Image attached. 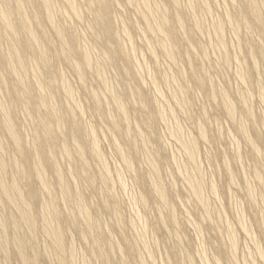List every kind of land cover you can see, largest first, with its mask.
Returning <instances> with one entry per match:
<instances>
[{"label": "rangeland", "instance_id": "374dc122", "mask_svg": "<svg viewBox=\"0 0 264 264\" xmlns=\"http://www.w3.org/2000/svg\"><path fill=\"white\" fill-rule=\"evenodd\" d=\"M78 1L79 3L83 5V9H82L83 17L81 15L80 17L84 19L79 18L78 20L77 17H69L68 14L66 15L65 13H62V12L60 14V12L59 13L57 12L55 15V23L62 24L64 26L66 25L65 27L69 28L68 29L69 34H74L76 37L77 36L81 37L82 39L78 37L79 40L81 39L80 41L77 39L79 47L80 46L82 47V45L84 44H90V43L91 45L99 43L97 45L100 47L101 42L97 40L94 36H92V34L90 35V30L88 28V26L90 27V23L92 24V22L94 21L93 19L94 12H92L93 11L92 9L88 8L86 4L87 0H82L83 2L81 0H78ZM155 1L163 2V4L167 7L168 15L171 17H174L173 14L176 12L175 11L176 7H173L172 4L168 0H155ZM179 1L181 2V3L179 2L181 5L179 6V9H181L182 12H184L187 16L185 29L188 31V33L186 32V34L184 35L185 38H183L182 41L178 43V46L181 47L182 55L179 58L180 62L178 61V63L176 64H174L172 61L166 58L159 50L157 51V57H156L157 60L152 57L151 53L146 47V40H141L144 38H143L142 33L139 30L142 28L143 23H142V19L140 15H138L139 11H137L138 13H136V11L134 10L135 7L132 5L133 8H131L132 6L130 7V4L126 3L125 0H118L117 2L118 4H120V6L118 7V4H116V6L112 9V12H113V13L111 12L112 18L114 15L117 16V17H114L117 19V21L116 19L113 18V28H114L113 31L115 32L117 30L118 33H120L119 34L120 41L122 42L121 44L123 45L124 48L131 49L132 47L133 48L135 47L137 49V51L136 49L135 50L133 49L134 54L136 53L135 57H137L134 60V62L136 63V64L134 63L135 65L134 64L130 65L121 56H119L118 52H116L117 60L115 62V65L113 63L110 64L111 66L109 64H104L103 65L104 68L107 67V69L106 68L103 69V66H102L101 72L103 70L105 72L107 71L106 72L107 77L103 76L102 79L97 78L96 72L95 74L93 73L94 71L97 70V68H99V65H95L97 66V68L94 66V68H90L91 70L87 69L88 71L87 72L88 73L87 82L85 85H82L80 79L78 78L76 73L72 70L71 66H69L64 60H62V58L54 59L52 60L54 62H51V64L54 63L52 64L53 67L57 68L55 69L56 72L59 69V72L61 74L63 72V76L64 75L66 76L65 79H69L68 80L69 82L67 81L69 84L68 83L67 84L70 87H72V89L75 88V90L74 89L73 90L75 91L74 94L76 93L75 94L76 96L73 99L65 98L66 94H64V92L62 93L63 90L61 87H59V90L58 92H56L55 98H54L56 102V106H58L57 108L58 109L60 108L61 113H63L64 109L62 108V105L68 102V105L71 106V109L74 111L75 115L76 114L78 115V117L77 115L76 117L80 121V123L82 124L86 123V125L84 126L86 127L91 126L92 128L95 129L96 131L95 138H97V141H98L99 151L101 150L100 152L104 156L103 157L104 161L106 159L105 162H107L106 165L108 164L107 167H109L110 171L112 170L111 172L113 175L111 174L112 176L111 179L112 178L113 179L110 180L109 178L108 182L111 185L110 188H113V191L109 194V196L102 194L104 193L103 191L104 183L102 184V181H101L100 168L97 166L95 157L90 152V150L85 149L84 156H85V159L87 158L86 160L88 161L90 171L94 175V185H88V183H85L84 180L80 178V175H81V171L79 168L80 161L78 160V154L75 153V151L72 152L73 153V156L71 158L72 161L69 159V156H66L65 154L63 156V154L61 153L60 154L56 153L57 157L55 159L57 160L55 161L54 159V161H55V164L58 163L57 165L58 169L60 167V169L64 172L66 183L68 185H71L70 187L72 189V192L74 193V190L76 189V187H78L77 188L78 190L76 189L75 191H79V193L83 197L86 198L89 208H90V212H92L93 215L99 220V224L102 227V234L106 232L103 234L104 238L106 239L108 237L107 239H109L111 242H112L111 239H113L112 245L113 246L118 245L123 249V252H124L123 254L125 256L124 261L122 259L123 257H121L117 251H114V252L108 253L109 260L107 264H140V263L142 264L144 260L143 258H145L144 261L146 264H151V263L153 264V262L154 264L155 263L156 264H169L168 262L169 260H171L173 263L175 259L179 257H181V259H179L180 260L179 262L183 261L182 264H191V263L193 264H204V263L216 264L215 262L216 258L218 259L216 261H219V263L221 264H264V260H263L264 258L262 259L259 252H257V246H256V243L260 244L262 251H264V186H263L264 184V126L262 123V119H263L262 116H264V102H262L261 98H259L260 88L258 84L256 83V80L259 77V75L260 74L264 75V60L259 58L260 63L258 65L259 67H257L259 72L250 70L249 62L246 61L247 62L246 69L250 76V81L246 83H244L241 80V76L239 72H237L238 69L240 70V67H239L240 65L239 66L237 65L240 63V61L245 60L247 56L248 45L244 44L243 39L247 40L249 39V37H251L250 40H252L253 42H255V40L257 39L259 40L258 37L260 35V30L255 28L253 24L251 23L250 29L252 32H251V35H249L250 32L248 31V29H246L244 26L243 27L240 26V34L242 33L240 37V41L242 42V46H239L238 45L239 37L235 36L234 34L235 30L232 28L233 26L230 27V25L232 24L228 22V18L230 17L234 19L235 17L237 18L240 17L238 14H235V13H238L239 9L243 10L244 1L235 0L236 2L232 3L230 0L229 1L228 0H217V2H219V4L217 3L218 4L217 6L215 0H207L209 1V6L210 7L212 6L210 11L212 10L211 12L213 13L211 14L213 16L212 17L213 21L215 22L216 19L219 20L222 18L221 20L224 23L223 28H222L224 32L223 31L222 32L225 33L224 37L226 38L225 41H227L226 43L228 45L226 47L227 48L226 50H221V49L219 50L217 48V45L214 46L217 38H215L214 36V34L216 35V33L214 32L213 34V31H215L214 28L212 29L214 22L212 21L211 15L208 16L209 10H204L203 13L205 15H204V18H202L203 17L202 7L200 9V7L197 6V7H194L193 9L189 6L190 5L188 3L189 0H179ZM230 2L232 5L236 3L234 5L235 9L229 7L231 5ZM261 2H260V11L262 14V19L264 21V17H263L264 8L262 6L264 4V0H261ZM213 3H215V6ZM58 4L62 5L61 2H59ZM63 6H61V8H63ZM230 8L233 10V11H230L231 13L228 11V9L231 10ZM28 10L30 11L31 9H28ZM191 10L195 13H192ZM234 10L236 12H234ZM196 12H197L198 17L196 15ZM199 12L202 13L201 14L202 17H200ZM232 13L233 15H238V16L233 17ZM214 14L217 17L220 16V18L218 17L219 18L218 19L216 18V16L214 17ZM192 15H196L197 19H200V18L203 19V20L202 19L198 20V21H201L198 24L200 27H197L198 25H196L195 21L193 20L195 16L193 17ZM63 16L65 17L68 16L69 18L66 17L64 21ZM246 16H249V15H246ZM119 18H121L122 21ZM189 18L190 20H188ZM205 19H207L208 21ZM198 21L196 20V22ZM65 22L68 24H65ZM71 22H73V24H70ZM123 22L128 26V31L132 33V34L130 33L131 35L129 36L130 38H127L128 37L127 33H126L127 36H125V34L122 33L123 31L122 28L125 25L123 24ZM126 22H129L128 23L129 25ZM134 22H135L136 27L130 26ZM136 22H137V25H140V26H137ZM42 25L46 29V33L52 38V41L54 42L53 43L54 47H60L59 45L60 40L55 35H53L52 27L49 24L44 23V22L42 23ZM190 25L191 27L192 26L193 27L191 28ZM202 25L205 26L204 30H203ZM207 25L210 26V27L208 26V28L210 29V33H208L209 30L208 31L206 30ZM32 26L37 30H40L41 28L39 27L41 26V24L38 26L36 22H32ZM174 27H176L177 29L178 25H175ZM195 27L203 31L201 32L200 30L198 32V30ZM227 27H229V29ZM134 30H137L140 35L137 33V31L135 32ZM177 30L180 31V29H177ZM246 31L249 32V34ZM190 32H193V33H190ZM244 32L247 33L246 34L247 38ZM84 33L90 36L84 37ZM81 34H83L82 35L83 37L81 36ZM131 38H132V41L130 40ZM209 38H211V42L215 40L214 41L215 43L214 42L211 43ZM83 40L85 41V43L81 42ZM129 40L132 43L131 42L129 43ZM207 42L209 44H207ZM201 43L203 47L201 46ZM6 44L7 42L3 43V47H2L3 49L7 47L5 46ZM129 44L133 46L131 47ZM190 45H193L192 48L195 47V51L194 49L192 53L191 52L189 53L188 51H186V53L188 52L189 54L187 53V55H185L186 53L184 51L188 50L187 48L188 46L190 47ZM211 45H213L214 47ZM112 46H113L112 48L115 50L117 45L112 44ZM95 47L96 46L94 45L95 50L92 49L93 51H91L90 53V56L92 57L91 59H93L94 61L99 59V57L101 56V55L99 56V54H101L102 52L101 50ZM206 47L209 49L208 51L205 50L207 49ZM182 48L183 50L184 49L185 50L183 51ZM96 49H97V52H96ZM202 50H205L207 53H205ZM138 52H141V53H138ZM225 53H227L228 55L226 54L227 55L226 56ZM221 54L224 55L223 57H225L224 58L225 61L227 60L229 62V65H231L229 66L230 69L227 66L228 62H226L225 64V61ZM25 55H27V57L30 56V58L32 57V59L34 60V57H35L34 55L27 53V54H24V57ZM189 55L191 58L189 57ZM96 56H98V58ZM235 56H237L238 58H236ZM221 59L223 61H221ZM237 59H239V62ZM29 60L31 59H28V63H27L28 68L30 65H31L30 67L35 68V65L33 66V63H32L33 61L29 62ZM138 62H141L140 66L141 65L143 66L142 67L143 70L140 69V67L138 66L136 67L137 69L134 67L136 65H139ZM118 63L120 66L117 65L116 67V64ZM222 63H223V66H222ZM190 65H192L194 69H196L197 67L199 68H197L195 72V70L194 71L190 70L191 69L190 67H192ZM181 66L182 68L180 69ZM121 67L122 68L125 67L127 71H125V73H122V71L120 70ZM32 68H29L30 71L32 70ZM117 68L119 71L117 70ZM202 69H204V71ZM136 70H138V73L140 72V74L143 71L144 74L142 73L141 75L142 77L139 76L140 74L138 75ZM2 71L5 74L6 83L3 84L2 86L1 92L2 93L4 92V93L3 94L1 93V94L4 95L3 97L5 99H9L8 98L9 95H7L6 93L10 94L13 91L14 86H16L15 84L17 83V81L15 80L14 77L9 76L5 70H2ZM234 71H236V73L239 74V77L236 74H234L235 73ZM205 72L207 73V76L205 75L206 74ZM44 75H45V72L44 73L42 72L43 77ZM46 75L48 74L46 73ZM208 75L210 76L209 78L211 79H208ZM151 76H154L155 78H152ZM108 77L110 78V80H107V81L110 84V86L113 89H115V91L119 93H123V94H126L124 93L125 91H128L129 94H131L132 91L134 92L136 91L137 94L138 93L140 94L141 99L143 100V103H144V106L146 107V112H147L145 119H143V117L139 115V107L137 105V100L135 97H132V100L128 102L129 104H127V107L129 109V116H130L132 124L135 123L136 125H138L140 129L144 132V134L150 137V148L153 149V151H156L155 155L157 158V165H159V169L161 172L160 178L163 181V185L166 188L167 193L169 195V203H171L170 207L172 209L174 207L173 210L175 211L177 215V226L168 222L167 215L170 212L169 208L167 209V207L166 208L164 207L165 210L163 209V207L158 208V206L160 205L155 195L151 194V196H148L146 207H143L140 204L139 206H137V209L139 210L134 209L136 207L132 203L134 197L137 196L140 192L145 193V190L147 189V181L149 182V180L151 179L150 168L149 166H146L147 164L145 163V158H146L145 151H143L142 149H138L137 150L138 155H137L134 150L130 149L129 142L127 140H129L130 137L132 138L133 134L132 133L131 134L125 133V135L121 133L112 134L110 131L111 122L108 118V115L107 114H106L107 116L102 115L103 111L100 112L98 110V108L95 106L91 98L90 91L96 90L94 92L98 93V95L100 96L102 100H105L107 102L109 99V102H107L106 112L108 113L110 112V114L115 115V107L113 106V103L110 100L111 99L110 95L105 91L104 84H103V81H106L105 79H107ZM164 78H167L169 81L172 79V81L169 83H165ZM174 78H177V80L176 79L174 80ZM200 78H203L202 80H205V83L202 87L197 85V79H200ZM262 81H264L263 78H262ZM156 84L159 85V87L155 86ZM114 85L115 87H113ZM209 85H211L210 87L215 88L216 90L210 88ZM82 86L84 87L83 88L84 91L82 89ZM155 87L158 88L161 92L160 91L157 92L158 89L155 90ZM179 87H184L185 91L187 89L186 92L184 91L181 94V95L184 94L183 96L180 95L185 100L184 105H187L185 106V109L184 107H181L180 105L176 104L177 102H175V94ZM221 89H223L222 91L228 92L227 94L230 100L232 99L231 100L232 104H234L237 108L238 112L236 114V120L230 119L228 116H226V114L224 113V110H222L223 108H222V104H220V98H219ZM102 90H103V93H105V94L102 93L103 95L100 92ZM211 90H213L217 94V98L215 100L211 98ZM217 90L219 92H217ZM240 90L242 91V94ZM5 91H8V92H5ZM245 91L249 94L248 101H249V104L251 103L250 107L252 108L253 114H254L251 121L247 120L248 133L252 138L256 140L258 146L261 149L260 154L255 155L256 157L252 153L251 148L246 144L241 133H239L238 131V125L241 123V120L246 119L242 103L240 104V98L244 95H247ZM159 92L160 93L163 92L164 94L163 93L160 94ZM172 94L173 96H171ZM156 98L157 100L161 102L160 104V102L158 101L159 104L158 102L157 104L160 106L163 105V111H166L165 114L162 112L163 115H161V117L157 115L155 106L151 102L152 100L154 101ZM77 104L79 105V107H77ZM166 105H169V106L171 105L174 109L171 106L169 107ZM164 106L166 107V109L164 108ZM80 107L81 109H79ZM180 107L184 111L181 110ZM76 108H78L79 110H84L82 111V113H84L83 114L84 116H82V113H80L81 111L79 112V110ZM169 108H171L172 110ZM14 110H15L14 122H15V125H17L22 135L24 143L25 142L27 143V144L25 143L27 147H34L35 140L33 139L34 138L33 129H34L35 122L38 121L37 115L32 114L28 116L27 113L26 115L25 110H23L21 105H18V104H16V107L14 108ZM168 110L172 112L170 113ZM164 115L165 117H163ZM26 116H28L31 120L27 118ZM30 116H34L35 118L30 117ZM31 121L32 122L34 121V123H32ZM65 124H66V130L71 133L72 129L70 125L68 123H65ZM177 124L178 126L180 124L181 128L182 127L184 128L183 130L185 133L187 134L190 133V135H194L197 138L198 151L196 155H198V160L196 156V165L198 166L195 165L194 167L193 164H190L191 162H189L187 154L185 150H183V147L181 145V142H182L180 141L181 139L176 138V136L173 135L175 132L174 130L178 128V126H176ZM198 124H201L202 126H204V129L208 135L207 136L208 141L205 142L206 139L204 140L200 139V136L198 134V128H197ZM122 129H124L123 126H122ZM0 135L2 137L1 138L2 141L5 140L4 141L5 147H3L2 149L3 151L0 150L2 153L4 152L5 154L3 153L0 155H2L3 158L7 159L8 153H11L14 155L16 152H14V149L10 143V140L8 139L7 134L0 132ZM112 136L117 138L118 144L122 145V147L126 150V152L128 150V151H132V153L133 152L135 153V154L133 153L134 155H133L132 163H133V166H136L135 173L138 172L137 173L138 176L135 175L134 172L130 171V169L123 162L120 154L116 152L117 150L115 149L116 148L115 143H113L114 145L112 144V141L114 142ZM125 137H127L126 138L127 140H125ZM68 139H69V142L67 143L68 145H70L69 147L71 151H73L74 140L71 137ZM87 141L89 142L90 140L88 139L84 140V142H87ZM5 142L7 144H5ZM238 148H240L241 150ZM236 149L240 151L239 157H236L238 153V150ZM174 156L175 158H173ZM236 160L237 161L239 160V161L237 162ZM225 161H228L230 163L231 169L230 168L227 169ZM143 162L146 165H144ZM197 167H200L199 169V171L201 170L200 177H203V180H204L205 185L203 188V193L206 194L205 195L206 199L210 204L209 205L210 211L212 210L211 211L212 213L210 216L211 219H208L209 217H207V214L203 206L198 204V201L196 200V197H195L196 195L194 196L192 194V190L189 187V182H187V178L184 175L185 174L184 172H186V170L188 171L189 169H192L193 170L192 172H194V174L193 173L190 174L191 172L188 173L190 170L186 174L188 175L196 174V176H198V174L200 173L198 171V174H197V169H198ZM179 168L180 169L187 168V169L186 170L184 169L185 171L184 170L181 171ZM10 169L8 168L9 171ZM11 170H12L11 172H8L9 175L14 173L13 169ZM70 170L72 172L71 174H69ZM117 170L121 172L122 178H124L123 180L126 181L127 187H123L121 185V182L117 181L118 180V178H116ZM45 171L47 173L46 176L48 177L49 180H51V183H52L51 190L53 193V197L55 198V203L56 205L58 204L57 208L60 214L58 223L60 225V228H63L65 232V235H64L65 253L64 255L70 261L69 253H71L72 249L74 248L75 249L74 250L75 252L74 262L76 264L81 263V262H85L86 264H104V260L102 256H100L99 252L98 251L92 252L93 249L91 248L94 247V243H95L94 238H92L93 236L86 235L85 236L86 238L83 237L85 238L84 240L82 238V234H80L82 233L81 229L79 227H75L72 222L73 219L75 218L76 220L79 219L78 222H81L82 219L79 217H81L82 215L78 214L77 211L73 210V206H71L72 202L68 200L69 198H67L64 195L63 190H61L62 186L58 185L59 183L57 182L56 176L54 177L55 174L53 170L50 167L46 166ZM255 171L260 172L261 176L263 177V184H261L256 179ZM180 173L182 174L183 177L181 176ZM137 177L142 179L141 181L143 180L146 181V185L145 184L142 185V183L139 184L138 181H136ZM232 179L234 181H232ZM245 179L248 180V183L246 182ZM211 182L214 183L217 188V193H219L217 197H215L216 195L214 196V193H212ZM33 184L38 185V187H40L37 180H34ZM74 185L76 186L74 187ZM248 186L254 189V190L252 189V191L253 192L255 191L254 197L256 198L254 199L257 200V201L255 200L257 204L254 201L253 202L255 204H253V202L249 199L248 194L246 192V189ZM40 197L46 200V198L49 197V193L47 191L46 192L40 191ZM31 200H32L33 214H35L36 216V229L38 230V231L36 230V235H35L36 238H34V244L36 245L37 249L40 251L38 254L39 264H55V260H57L58 258H54V257L55 256L58 257V254L53 250L52 243L50 242L51 240L48 239L49 237L45 236L44 229H42L43 228V224H42L43 217L42 216L44 215H42V212H40L41 207L39 206L37 199H31ZM114 202L117 203L118 211L121 214L119 216L120 220H118L120 221L118 223L119 226L116 223L117 220H116V217L114 216L113 211L110 210L113 208ZM6 203L7 201L4 200V197L0 194V214L2 216L5 214L3 217H5L8 214L11 215V213L13 212V209L11 208V206L8 203L7 204ZM107 204L109 205L110 209L106 206ZM137 211H139L141 214L144 215L145 220L147 219L146 221L143 220V223L144 221L147 222L145 223L147 224L146 225L147 228L144 227L145 224L143 226L141 225L142 221L139 223L140 219H138L139 213ZM159 212H161L164 216L163 223L160 221L161 213L159 214ZM73 214L74 215L78 214L79 216H76V215L74 216ZM137 214H138V217H136ZM72 216L74 217L72 218ZM239 217H240V220L242 221L238 220ZM220 218H223V219H220ZM241 222L242 223L245 222L246 225L250 228V231H251L250 233L252 234L250 233L248 234L250 235L251 238L249 237V235L246 234L247 232L243 230V227H241L243 226ZM194 223L196 226L194 225ZM229 224L231 225V227L229 226ZM140 225L144 227V231L147 230V232L144 233L143 228ZM7 228L6 230L8 234L12 235V230H13V235L16 233L14 232L15 230L11 229L10 226H8ZM227 228L229 229L231 228V229L228 230ZM142 231L143 233H141ZM231 231L234 232L233 235L234 237L237 238L236 240L237 245L234 248V250L231 247L232 237L230 235H232L233 233V232L231 233ZM136 234L139 237L136 236ZM141 234L142 235L144 234V236H142ZM141 236L143 239L146 236V239L144 240V243L147 241L146 242L147 245L145 244L146 246L144 245L142 241L143 239L141 238ZM110 237L112 238L110 239ZM137 239H139L140 241ZM252 239L253 240L256 239V240L253 241ZM102 242H105V241H102ZM72 245H74V247ZM202 246H203V249H201ZM48 247H49V250H48ZM146 247H147V250H146ZM8 248H9L8 251L10 252V254H12V251L15 248L14 244L10 243ZM68 248H72V249L68 250ZM103 248L107 252L110 248V245H107V246L105 245V247ZM4 250L6 249H4L0 243V260L1 262L3 261V263L0 262V264H9L10 262L11 264H22V261L16 256H14L13 254L9 256V258L4 257L3 256L5 255ZM2 251L4 252V254L1 253ZM230 251L232 252L231 254L235 252L234 255L236 254V257L234 255H230ZM28 252H30V249L28 250ZM42 252L44 253L48 252L49 259L46 253L44 254ZM40 253L45 256L40 255ZM50 253H52L53 255ZM147 253H149V255ZM201 253L202 254L205 253L207 257H205V255H202ZM186 254L191 255L192 258L189 255L187 256ZM141 255H143V258ZM138 256L141 257V261L138 259ZM231 256H234L235 259H237V261L234 259L232 260ZM10 257L12 259H10ZM187 257H190V258H187ZM52 258H53V263H50L52 262ZM184 259L186 260L184 261ZM189 259H193V260L190 262L188 261ZM201 260H204L205 262ZM231 260L233 262H231ZM149 261H152V262H149ZM234 261L236 262L234 263Z\"/></svg>", "mask_w": 264, "mask_h": 264}, {"label": "bare ground", "instance_id": "6f19581e", "mask_svg": "<svg viewBox=\"0 0 264 264\" xmlns=\"http://www.w3.org/2000/svg\"><path fill=\"white\" fill-rule=\"evenodd\" d=\"M117 1L118 0H87V2H86L88 8L92 9L93 10L92 12H94V14H93L94 21L92 22V24L90 23V27L88 26V28L90 30V35L92 34V36H94L97 40H99L101 42L100 47L97 45L99 43L95 42L96 44H94L96 46L95 48H98L99 50L102 51L101 54H99V56L101 55L99 57V59L94 61L93 59H91L92 57L90 56L91 51H93L92 49H94V45H91V43L89 42L90 44H84V45H82V47L81 46L79 47V45H78V40H79L78 37L79 36L76 37L74 34H69L68 33L69 28L65 27L66 25L64 26L62 24H56L55 23V15L57 12L58 13L60 12V14H61V12L65 13L66 15L68 14L69 17H77L78 20H79V18L81 19L83 17L82 16L83 5L81 3H79L78 0H0V132L7 134L8 139L10 140V143L14 149V152H16L14 155L11 153H8L7 159L3 158L2 155H0V194L4 197V200H6L7 203L13 209V212L11 213V215L8 214L5 217H3L5 214L3 216L0 214L1 215L0 216V234L2 235V236L0 235L1 236L0 237V243H1L2 247L4 249H6V250H4L5 255H3L4 254L3 251L1 253H3L2 255L6 258H9V256H11L13 254L14 256H16L17 258H19L22 261V264H39V260H38L39 255L38 254L40 251L37 249L36 245L34 244V238H36L35 235H36V230H37L36 229V216H35V214H33L32 200H31V199H37V202H38L39 206L41 207L40 212H42V215H44V216H42L43 217L42 218V220H43V222H42L43 228L42 229H44L45 236L49 237L48 239L51 240L50 242L52 243L53 250L58 254V257H56V256L54 257V258H58L57 260H55V264H76L74 262V256H75L74 255V253H75L74 248L73 249L68 248V250L72 249L71 253H69L70 254V261L64 255V253H65V243H64L65 232H64L63 228H60V225L58 223L59 216H60V214L58 212L59 210L57 208L58 204L56 205V203H55V198L53 197V193L51 190L52 183H51V180H49L48 177L46 176L47 173L45 171L46 166H48L53 170V172L55 174L54 177L56 176L57 182L59 183L58 185L62 186L61 190H63L64 195L67 198H69L68 200H70L72 202L71 206H73V210L77 211L78 214L82 215L81 217H79L82 219L81 222H78L79 219L78 220H76V218L73 219L72 222H73L74 226L79 227L81 229L82 233H80V234H82V238L85 237L86 235L93 236L92 238H94L95 243H94V247L91 248V249H93L92 252L98 251L100 256H102V258L104 260V264H107V262L109 260V256H108L109 254L108 253L114 252V251H117L120 254V256L123 257L122 259L124 261L125 256L123 254L124 253L123 249L120 246H118L117 244H116L117 246L112 245V242H113V239H111L112 237H110L112 242L109 239H107L108 237L106 238L107 240L104 238L103 234L106 232H104L102 234V227L99 224V220L93 215L92 212H90V208H89V205H88L86 198L83 197L79 193V191H75L78 187H76L75 190L73 189L74 193L72 192V189L70 187L71 185H68L66 183L64 172L60 169V167L58 169V167H57L58 163L55 164V161L57 160V159H55L57 157L56 153H59V154L61 153V154H63V156L65 154L66 156H69V159L71 160V158L73 156L72 152L75 151V153L78 154V160L80 161V166H79L80 171H81L80 178H82V180H84L85 183H88V185H94V175L91 173L89 165H88V161L86 160L87 158L85 159V156H84V154H85L84 150L88 149V150H90V152L95 157L97 166L100 168L101 181H102V184L104 183V185H103L104 187L102 186L104 189V190L102 189L104 191V193H102V194L109 196V194L113 191V188H110L111 185L108 182L109 178H110V180L113 179V178L111 179V177H112L111 171L112 170L110 171L109 167H107L108 164L106 165V163H107V162H105L106 159L104 161V158H103L104 156L100 152L101 150L99 151L98 141H97V138H95V135H96L95 129L92 128L90 125H89L90 127L84 126V125H86V123L85 124L80 123V121L77 119L78 115L76 114L77 115V117H76L74 111L71 109V106L68 105V102L66 104L62 105V108L64 109L63 113H61L60 108L58 109L57 108L58 106H56V102H55L54 98H55L56 92H58V90H59V87L62 88V90H63L62 93L64 92V94H66L65 98L73 99L76 96L75 95L76 93L74 94L75 88H73L74 89L73 90L72 87H70L68 85L69 79H65L66 76L65 75H64L65 77L63 76V72L61 71L62 72V74H61L59 72V69L56 72L55 69H57V68H54L52 65L54 63L51 64V62H54L52 60L57 59V58H62V60H64L69 66H71L72 70L76 73V75L80 79L82 85H85L87 82V74H88L87 69L91 70L90 68H94L95 65H99L100 69L97 68V66H95L97 68V70L94 71L96 69L95 68L93 70L94 71L93 74H95V72H96V76L99 79H102L103 76L107 77L106 76L107 71L105 72L103 70L101 72L102 66L104 64L110 65L112 63L115 65V62L117 60L116 52H118L119 56H121L130 65L134 64L135 63L134 60L137 57H135L136 53L134 54L133 49L135 50L136 48L135 47L133 48L132 47L133 45H131V44H129L132 47L131 49L129 48L130 50L127 48H124L123 45L121 44L122 42L120 41V37H119L120 33H118L117 30L115 32L113 31L114 30L113 18L117 17V16L114 15L112 18L111 12H112V9L116 6V4H118ZM168 1L172 4L173 7H176L175 8L176 12L173 14L174 17H171L168 15L167 7L163 4V2H160V1L158 2L155 0H125L126 3L130 4V7L132 5L135 7L134 10L136 11V13H138L137 11H139L138 15H140V17L142 19V23H143V26L139 31L142 33L143 38H144V39H141V38L140 39L146 40V47L148 48L152 57L157 60V58H156L157 57V51L159 50L166 58H168L170 61H172L174 64H176V63H178L179 58L182 55L181 47L178 46V43L181 42L183 38H185L184 35L186 34V32L188 33V31L185 29L187 16L184 12H182L181 9H179V6H181L180 5L181 2L179 0H168ZM215 1H216V4L217 3L219 4V2H217V0H215ZM215 1H213V2H215ZM230 1L232 3L236 2L235 0H230ZM243 1H244L243 10L239 9L238 13H235V14H238L240 17H238V18L235 17L234 19L230 18V17L228 18V22L230 24H232V25H230V27L233 26L232 28L235 30L234 31L235 36L239 37L238 38L239 39L238 45L242 46V42L240 41V37L242 34V33L240 34V26H242V27L244 26L246 29H248L250 34H249V32H247V31L246 32L249 35H251V32H252L250 29L251 23L253 24V26L255 28L260 30L259 37L257 35V37L259 38V40L257 39L258 41L255 40V42H253L252 40H250L251 37H249V39H247V40L243 39L244 44L248 45L247 56H246L245 60L240 61V63L237 65V66L240 65L239 66L240 70L238 69V71L237 70L236 71L239 72V74L241 76V80L244 83H246V82L250 81V76H249V73L246 69V63L249 62V69L250 70L258 71L257 67H259L258 65L260 63L259 58L264 60V21L262 19V14L260 11L261 0H243ZM59 2H61L62 5H59L58 4ZM231 2H230V4H231ZM188 3L190 4V5L189 4L188 5L193 9H194V7H197V6H199L200 9L202 7L203 8L202 13L204 12V10H209L210 13L208 12V16L213 14L211 12L212 10L210 11L212 6L211 7L209 6V1H207V0H189ZM261 3H263V2H261ZM213 4L215 6V3H213ZM218 4H217V6H218ZM231 5L229 7L235 9L234 5H232V6ZM61 6H63V8H61ZM119 6H120V4H118V7ZM133 6L131 8H133ZM225 6H226V4H225ZM262 6L264 8V4ZM227 7H228V5H227ZM186 8H187V6H186ZM28 9H31V10L29 11ZM136 9H138V10H136ZM187 10H185V11H187ZM228 11L230 12L233 10L228 9ZM236 11H237V9H236ZM236 11L234 10V12H236ZM200 12H199L200 17H202L201 16L202 13H200ZM192 13H195V12L192 11ZM80 15L82 17H80ZM196 15H197V12H196ZM196 15H192L193 17L195 16L194 18L193 17L192 18L195 21V24L198 25L199 22H201L198 20L204 18L205 14L203 13V17L200 19H197L198 15H197V17H196ZM206 15H207V13H206ZM227 15H228V13H227ZM232 15H233V13H232ZM232 15H230V16H232ZM238 15H233V17L238 16ZM246 15H249V16H246ZM215 16L216 15L214 14V17ZM63 17H64V21H65L66 17L69 18L68 16H66V17L63 16ZM212 17L213 16L211 15V18ZM218 17L220 18V16H218ZM218 17L216 16V18H218ZM121 18H119V19L122 21ZM56 19H58V18H56ZM82 19H84V18H82ZM114 19H116V18H114ZM221 19H219V20L216 19V21L214 22L213 18H212L214 25H213V27L211 25V27H212V29L214 28L215 31H213V30L212 31H213V34H214V32L216 33V35L214 34V36H215V38H217L216 43L214 42L215 40L214 41L212 40V41L215 43L214 46L217 45V48L219 50L220 49L226 50L227 49L226 47L228 44L226 43L227 41H225V39H226L224 37L225 33H223L224 30H222L224 23ZM232 19H233V21H232ZM67 20H69V19H67ZM67 20H66V22H67ZM188 20H190V18ZM196 20L198 22H196ZM205 20H207V19H205ZM116 21H117V19H116ZM32 22H36L38 24V26L41 24V26H39V27H41L40 30L35 29L32 26ZM43 22L49 24L52 27L53 35H55L60 40V44H59L60 47H54V44H53L54 42L52 41V38L46 33V29L42 25ZM66 22H65V24H68ZM124 22H123V24H125ZM132 22H133V20H132ZM126 23L128 24L129 22H126ZM192 23H194V22H192ZM206 23H208V22H206ZM70 24H73V22H71ZM123 24H122V26H123ZM136 25H137V22H136ZM175 25H178L177 29H180V31H178L176 29V27H174ZM209 25H207V27H206L207 28L206 30L207 31L209 30L208 33H210V29L208 28ZM72 26H74V25H72ZM122 26H121V28H122ZM130 26L136 27L135 22L133 24H131ZM137 26H140V25H137ZM190 27H191V25H190ZM197 27H200V26L198 25ZM202 27L204 30L205 26L202 25ZM227 28L229 29V27H227ZM71 29H72V27H71ZM122 30H123L122 33L125 34V36H127V34H128L127 38H130L129 36H131L130 35L131 32L128 31V26L126 24L124 25ZM197 30L199 32L201 29L199 30V28H198ZM203 30H201V32ZM134 31L136 32L137 30H134ZM180 32H181V34L182 33L183 34L181 35ZM201 32H200V34H201ZM86 33H87V31H86ZM88 33H89V31H88ZM137 33L139 34L138 31H137ZM190 33H193V32H190ZM247 33H245V35ZM82 35L83 34H81V36ZM245 35H243V36H245ZM85 36L87 37L88 35L84 33V37ZM79 38H81V37H79ZM246 38H247V35H246ZM130 40L132 41V38ZM130 40H129V43L131 42ZM209 40L211 42V38H209ZM83 41H81V42L85 43V41L84 42ZM123 41H124V39H123ZM5 42H7V44L5 45L7 47L5 49H3L2 48L3 43H5ZM213 42H211V43H213ZM124 43H125V41H124ZM112 44L117 45L115 50L112 48L113 47ZM207 44H209V43L207 42ZM201 46L203 47L202 43H201ZM211 46H213V45H211ZM126 47H127V45H126ZM192 47H193V45H190V47L188 46V48H187L188 50L184 49L185 50L184 51L183 48H182V50L185 53H186V51H188L189 53L190 52L192 53L193 49L195 51V47L194 48H192ZM205 50L208 51L209 49L207 48ZM205 50H202V51L207 53ZM136 51H137V49H136ZM96 52H97V49H96ZM27 53L34 55L35 56V57L33 56L34 60L32 59V57L30 58V56L27 57V55H25V57H24V54H27ZM98 53H100V52H98ZM138 53H141V52H138ZM187 53L185 55H187ZM226 54L227 53H225V55ZM194 55H196V54H194ZM223 56L224 55H222V57ZM96 57L98 58V56H96ZM189 57H190V55H189ZM235 57L238 58L237 56H235ZM224 58L225 57H223V59ZM28 59H31V60H29V62L33 61L32 62L33 66L35 65V68L30 67L31 65L29 66V68H32L31 71L27 65ZM227 59H228V57H227ZM237 60L239 62V59H237ZM221 61H223V60L221 59ZM224 61H225V59H224ZM233 61H235V60H233ZM226 62H228V61L226 60L225 64H226ZM32 63H30V64H32ZM138 64L139 65H136L134 67L136 68L138 66V67H140V69H142L143 66L142 65L140 66L141 62H138ZM227 64H228L227 65L228 67L231 66V65H229V62ZM117 65H119V63L116 64V67H117ZM192 65H190V66H192ZM54 66H56V65H54ZM106 66H108V65H106ZM222 66H223V63H222ZM105 68L107 69V67H105ZM105 68L103 66V69H105ZM177 68H179V67H177ZM181 68H182V66L180 67V69ZM190 68H191L190 70H192V71L195 70V72H196V69L199 67L194 69V67L192 66ZM229 69H230V67H229ZM2 70H5L9 76L14 77L15 80L17 81V83L15 82L16 86H14L13 91L10 94L6 93L7 95H9V97H8L9 99H5L3 97L4 95H2L4 92L3 93L1 92L3 84L6 83L5 74L3 73ZM117 70H118V68H117ZM120 70L122 71V73H125V71H127L125 69V67H123V68L121 67ZM202 70L204 71V69H202ZM136 71L138 73V70H136ZM236 71H234L235 72L234 74H236L239 77V74L236 73ZM42 72L43 73L45 72L44 77L42 76ZM46 73L48 75H46ZM102 73L105 75H103ZM142 73H143V71H142ZM142 73L140 74V72H139L138 75L140 74L139 76L142 77L141 76ZM180 73H181V71H180ZM205 75L207 76V73ZM161 76H163V75H161ZM151 77L155 78L154 76H151ZM209 77L210 76L208 75V79H211ZM169 78H171V77H169ZM262 78L264 80V75L260 74L256 80V83L258 84V86L260 88V93H259L260 97L259 98H261V101L264 102V81H262ZM175 79L177 80V78H174V80ZM202 79L203 78L197 79V85L200 87H202L205 83V80H202ZM15 80H13V81H15ZM105 80L106 81H103L104 89L110 95V98H111L110 100L113 103V106L115 107V115L110 114V112L109 113L106 112L107 111V102H109V99L106 102L105 100H102L100 98L98 93L94 92L96 90H94V91L91 90L90 94H91V98H92L95 106L98 108V110L100 112L103 111L102 115H106V114L108 115V118L111 122L110 131L112 134H114V133L115 134L121 133L123 135H125V133L126 134H131V133L133 134L132 138L129 136L131 139L129 138V140H127L126 139L127 137H125V140H127L129 142L130 149L134 150L136 154L138 152L137 151L138 149H142L143 151H145V153H146L145 163L147 165L144 162H143V164L146 166H149V168H150L151 179L149 180V182L147 181V189L145 190L146 194L144 192H140L137 196L134 197V199L132 201L134 206H136L134 209L139 210V209H137V206H139L140 204L143 207H146L147 201H148V196H151V194L155 195L157 197L158 203L160 205V206H158V208L159 207H163V209H164V207L165 208L167 207V209L169 208L170 212L167 215L168 222L177 226V215H176L175 211L173 210L174 207L172 206L173 209L170 207L171 203H169V195L167 193L166 188L163 185V181L160 178L161 172L159 169V165H157V158L155 155L156 151H153V149L150 148V137L146 136V134H144V132L140 129V127L138 125H136L134 122H133L134 124H132L130 116H129V109L127 107V104H129L128 102H130L132 100V97H135L137 100V105L139 107V115L142 116L143 119H145L147 112H146V107L144 106L143 100L141 99L140 94L139 93L137 94L136 91L135 92L132 91L131 94H129L128 91L124 92L126 94L119 93V92L115 91V89H113L107 81V80H110V78L108 77ZM164 81H165V83H169L172 81V79L169 81L167 78H164ZM60 82H61V84H60ZM155 86L159 87V85H157V84ZM210 86L211 85H209V87ZM113 87H115V85ZM83 88L84 87L82 86V89ZM210 88H212V87H210ZM157 89L158 88L155 87V90H157ZM183 89H184V87H179L177 89V92L175 94V102H177L176 104L180 105L181 107H184V109H185V106H187V105H184L185 100L181 97L184 95V94L181 95L185 91V89L184 90ZM212 89H215V88H212ZM222 90L223 89H221V91H220L221 93L219 94L220 104H222V108H223L222 110H224V113L230 119L236 120V114L238 112L237 108L234 104H232V102H231L232 99L230 100V98L227 94L228 92L222 91ZM83 91H84V89H83ZM158 91H160V90L158 89L157 92ZM186 91H187V89H186ZM212 91L213 90H211V98H213L215 100L217 98V94H216V92H214V91L212 92ZM242 91H243V89H242ZM242 91H241V94H242ZM5 92H8V91H5ZM100 92L102 94L103 90ZM217 92H219V91L217 90ZM162 93H160V94H162ZM170 93H171V91H170ZM243 93H244V91H243ZM103 94H105V93H103ZM88 95H89V93H88ZM128 95H130V96H128ZM171 96H173V94ZM164 98H165V96H164ZM156 100H157V98L154 101L152 100L151 102L155 106L157 115H159L161 117V115H163L162 112L165 114L166 111H163V105L162 106L158 105L160 101L159 100L156 101ZM248 100H249V94L248 93H247V95H244L240 98V104L242 103L246 119L241 120V123L238 125V131H239V133H241L246 144L251 148V151L255 156V155L260 154L261 149L258 146L256 140L254 138H252L248 133L247 120L251 121L253 118V115H254L253 110L250 107L251 103L249 104ZM72 101H74V100H72ZM157 102H158V104H157ZM16 104L21 105L22 109L25 110V114L27 113L28 116L32 115V114H36L38 117V121L35 122L34 129H33V137H34L33 139L35 140L34 141L35 144L33 143L34 147H27L26 146L27 143L26 142H25L26 144L24 143L22 135H21L17 125H15V122H14L15 110H14V108L16 107ZM72 104H73V102H72ZM74 104H75V102H74ZM160 104H161V102H160ZM165 104H167V103H165ZM166 106H169V105H166ZM77 107H79L78 104H77ZM181 107H180V109H181ZM164 108L166 109L165 106H164ZM76 109H78V108H76ZM79 109H81V107ZM169 109H171V108H169ZM181 110H183V109H181ZM82 111H84V110H79L80 113H82ZM16 112H17V110H16ZM83 114L84 113H82V116H84ZM28 116H26V117L29 118ZM30 117H34V116H30ZM163 117H165V115ZM262 118H263L262 123L264 126V116H262ZM81 119H83V118H81ZM34 121L33 122L31 121V122L34 123ZM65 123H68L70 125V127L72 129L71 133L66 130V124ZM122 126L124 127V129H122ZM176 126H178V124ZM197 126H198L197 128H198V134L200 136V139H203V140L206 139L205 142L208 141L207 140L208 135L204 129V126H202L201 124H198ZM183 129L184 128L183 127L181 128V125L179 124L178 128L176 130H174L175 132L173 131L174 132L173 135L176 136V138L181 139V140L180 139L179 140L182 141L181 145L183 147V150H185L187 157H188V160H189V162H191L190 164H193L195 167L196 156H197V160H198V155H196V153L198 151V148H197L198 140L194 135H190V133L189 134L185 133ZM31 137H32V135H31ZM70 137L74 140L73 151H71V149L69 147L70 145H68V143H67V142H69L68 138H70ZM1 138L2 137L0 135V150L3 151L2 149H3V147H5L4 146L5 140L3 139L4 141H2ZM112 138L114 140V142L112 141V144L115 143V146H116L115 149L117 150L116 152H118L120 154L123 162L130 169V171L135 173L136 172L135 171L136 166H133V163H132L133 155L135 153L133 152L134 153L133 154L132 151H128V150L126 152V150L122 147V145L118 144L117 138L113 137V136H112ZM86 139H88L90 141L84 142V140H86ZM138 140H139V142H138ZM5 144H7V143L5 142ZM238 149H240V148H238ZM238 149H236V150H238ZM3 153L1 152L0 154H3ZM88 153H89V151H88ZM239 156H240V151L238 150L236 157H239ZM259 157H257V158H259ZM173 158H175V156ZM54 159H55V161H54ZM173 162H175V161H173ZM225 163H226L227 169H229L230 163L228 161H225ZM178 166H180V165H178ZM196 166H198V165H196ZM200 167H197L198 168L197 174H198ZM8 168L13 169L14 173L9 175L8 172H11L12 170L10 169V171H9ZM187 168H183V169L179 168V169L181 171H183L184 169L186 170ZM189 170H188L189 172L186 170V172H184L185 173L184 175L187 178V182H189V187L192 190V194L194 196L196 195L195 197H196V200L198 201V204L203 206V208L205 209V212L207 214V217H209L208 219H211L210 216H211L212 210L210 211V208H209L210 204L206 199V196H205L206 194L203 193V188H204L205 184H204L203 177H200L201 170L199 171L200 174H198V176H196V174L190 175L192 173L194 174V172H192L193 171L192 169H189ZM118 171L119 170H117V174H116L117 175L116 178H118L117 181L121 182V185L123 187H127L126 181L123 180L124 178H122L121 172L120 171L118 172ZM69 172H70L69 174L72 173L71 170ZM187 172L188 173L191 172V173L188 175V174H186ZM137 173H135V175L138 176ZM180 174H179V176H180ZM181 176H182V174H181ZM71 177H73V176H71ZM139 177L136 178V181H138L139 184L142 183V185L143 184L146 185V181H144V180H143L144 182L141 181L142 179H140ZM255 177L261 184H263V177L261 176L259 171H255ZM183 179H185V178H183ZM34 180H37L40 187H38V185L33 184ZM98 180H99V178H98ZM232 181H234V180L232 179ZM246 182L248 183V180H246ZM75 186L76 185H74V187ZM263 186H264V184H263ZM252 189L253 188L248 186L246 189V192L248 194L249 199L252 202L253 201L256 202L257 200L254 199V198H256V197H254L255 191L253 192ZM211 190H212V193H214V196L216 195L215 197H217L219 195V193H217V188H216L215 184L212 182H211ZM40 191H45V192L47 191L49 193V197L46 198V200L42 199V197H40ZM100 191H101V189H100ZM105 195H103V196H105ZM114 201H116V200H114ZM254 202H253V204H255ZM256 204H257V202H256ZM106 206L110 209L108 204ZM110 210L113 211L114 216L116 217V220H117L116 223L119 226L118 223L120 221H118V220H120L119 216L121 214L118 211V206H117L116 202H114L113 208ZM137 212L139 213V217H140V218L138 217V214L136 215V217H138V219H140L139 223L141 221L143 223V220H145L144 215L141 214L139 211H137ZM161 212H159V214ZM162 213L160 214V221L163 223L164 222V216ZM78 214H75V215L79 216ZM135 214H136V212H135ZM74 216H72V218ZM220 219H223V218H220ZM238 220H240V217L238 218ZM238 220H237V222H238ZM145 221L143 224L141 223L142 226L145 223H147ZM240 221H242V220H240ZM244 223L241 222V224H243V226H241V227H243V230H245L247 232L246 234L249 235L248 233L251 232L250 228L246 225V223L245 224ZM146 225L147 224H145L144 227H146ZM194 225H195V223H194ZM8 226H10L11 229L15 230L14 232H16V233L14 235H13V230H12V235L8 234V232L6 230V228ZM176 226H175V228H176ZM229 226L231 227L230 224H229ZM144 227H142L143 231H144ZM227 229L230 230L231 228L230 229L227 228ZM143 231L141 233H143ZM145 232H147V230L144 231V233ZM232 232L233 231H231V233ZM136 233H138V232H136ZM233 234H234V232L230 236L232 237L231 238L232 239V241H231L232 246L231 247L234 250V248L237 245L236 244L237 238L234 237ZM250 234H252V233H250ZM136 236H138V235L136 234ZM142 236H144V234ZM142 236H141V238H142ZM249 237H250V235H249ZM85 238H83V239L85 240ZM134 238H136V237H134ZM145 239H146V236L142 240L143 243H144ZM137 240H139V239H137ZM254 240H256V239H254ZM102 241H105V242H102ZM146 242L144 243V245L145 244L147 245ZM10 243H13L14 247H15L14 250L12 251V254H10V252L8 251V249H9L8 247H9ZM105 245L106 246L110 245V248L107 252L103 248V247H105ZM72 246L74 247V245H72ZM72 246H70V247H72ZM256 246H257V252H259L261 258L263 259L264 258V251H262L260 244L256 243ZM11 247H13V246H11ZM49 247H48V250H49ZM29 249H30V252H28ZM201 249H203V246L201 247ZM146 250H147V247H146ZM146 252H148V251H146ZM42 253H44V252H42ZM45 253L48 257L49 253L48 252H45ZM52 253H50V254H52ZM231 253L232 252L230 251V255H234L235 252H233V254H231ZM147 254L149 255V253H147ZM40 255H42V254L40 253ZM202 255H205V253H203ZM3 256H2V258H3ZM42 256H45V255H42ZM141 256L143 258V255H141ZM189 256L191 257V255H189ZM234 256L236 257V254ZM234 256H231L232 260L234 259L237 261V259H235ZM190 257H187V258H190ZM205 257H207V255H205ZM205 257H204V259H205ZM10 259H12V258L10 257ZM48 259H49V257H48ZM138 259L141 261V257L138 256ZM143 259L145 260V258H143ZM179 259H181V257L176 258L173 263L171 260H169L168 262H169V264H180V263L182 264L183 261L179 262L180 261ZM186 259H184V261ZM144 260H143L142 264L145 263ZM192 260L193 259H189L188 261L191 262ZM216 260H218V259L216 258ZM216 260H215L216 264H221V263H219V261H216ZM232 260H231V262H233ZM201 261H204V260H201ZM236 261H234V263ZM0 262H1V260H0ZM149 262H152V261H149ZM1 263H3V261ZM50 263H53V258H52V262H50ZM207 263H208V261H207ZM9 264H11V262ZM78 264H86V263L81 262ZM153 264H154V262H153ZM191 264H193V263H191ZM204 264H206V263H204Z\"/></svg>", "mask_w": 264, "mask_h": 264}]
</instances>
